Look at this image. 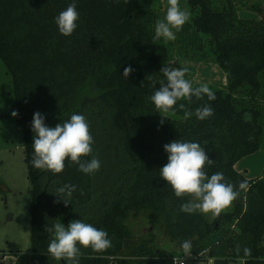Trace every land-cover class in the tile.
Returning a JSON list of instances; mask_svg holds the SVG:
<instances>
[{
	"label": "trees",
	"instance_id": "obj_1",
	"mask_svg": "<svg viewBox=\"0 0 264 264\" xmlns=\"http://www.w3.org/2000/svg\"><path fill=\"white\" fill-rule=\"evenodd\" d=\"M249 1L187 0L188 22L174 41H165L153 39L161 0H75L79 19L68 37L54 18L73 0H0V58L11 75L28 170L29 264H66L48 253L45 229L57 219L65 227L73 220L91 223L112 241L103 252L81 246L79 264H173V253L158 254L151 239L130 240L121 222L141 210L155 216L177 247L191 241V254L202 255L198 264H264V176L248 179L235 168L242 158L264 151V7ZM242 9L260 17L241 18ZM176 47L182 61L213 59L226 84H207L214 101L192 97L178 101L174 113L158 112L149 97L160 81L167 82L161 68L170 66ZM127 67L134 71L125 78ZM185 78L194 87L201 84ZM180 103L192 117L184 118ZM205 104L214 114L201 121L194 113ZM35 112L50 127L84 115L94 143L91 155L81 159L98 158L99 170L85 174L67 159L59 174L34 168ZM176 139L205 148L213 160L204 169L209 178L222 172L236 189L248 183L233 209L212 222L199 211L181 212L191 196L176 197L160 177L168 162L163 146ZM66 184L76 186L67 206L54 194Z\"/></svg>",
	"mask_w": 264,
	"mask_h": 264
},
{
	"label": "clouds",
	"instance_id": "obj_2",
	"mask_svg": "<svg viewBox=\"0 0 264 264\" xmlns=\"http://www.w3.org/2000/svg\"><path fill=\"white\" fill-rule=\"evenodd\" d=\"M190 18V13L182 10L179 0H168L165 17L155 24L154 40L163 38L165 41H174L176 32ZM79 12L76 9L75 0L55 18V24L61 35L71 36L77 29ZM134 69L127 67L123 76L127 78ZM188 68H174L165 66L161 73L166 77L159 82V89L149 97L158 112H175V106L180 100L191 101L192 97L203 99L206 95L209 101L216 99L215 93L207 84L201 83L194 87L192 82L186 79ZM150 77V76H149ZM179 109L183 111L184 118L192 117L193 112L186 109L185 104L180 103ZM195 116L199 120L210 118L214 110L210 104H205L195 109ZM16 117L18 113H11ZM250 114H245V120L250 121ZM164 123L163 120L160 122ZM34 133L32 148L34 157L31 164L34 168L42 171H50L53 174L62 173L65 161L70 160L78 165L79 170L85 174H92L99 170L100 161L93 157L82 160V157L90 156L93 149L94 139L89 130V123L82 114H73L70 119L50 127L45 124V117L40 112H35L31 123ZM164 151L168 154V162L160 170L162 177L171 186L178 198L188 195L192 199L180 205V211L193 214L197 211L203 214L212 213L219 216L220 213L231 206L232 202L240 195V190L247 191V181L239 182L238 189L232 183L225 181L222 172L207 175L205 166L212 165L205 148L197 142H185L173 140L165 144ZM76 186L66 184L56 189V194L67 206L71 203L72 194ZM45 231L49 234L48 253L56 261H65L66 264H79V257L83 248H91L94 252H103L112 247V241L108 238L105 230L94 227L91 223L83 220H73L65 227L59 219ZM183 254L190 255L192 250L191 241L185 240L181 244ZM239 251V249H238ZM244 255H251L249 248L243 249ZM176 264H178L176 259ZM180 264L183 261L180 259Z\"/></svg>",
	"mask_w": 264,
	"mask_h": 264
},
{
	"label": "rangeland",
	"instance_id": "obj_3",
	"mask_svg": "<svg viewBox=\"0 0 264 264\" xmlns=\"http://www.w3.org/2000/svg\"><path fill=\"white\" fill-rule=\"evenodd\" d=\"M253 2H258V0H250L249 4ZM179 3L181 9L187 11V0H179ZM260 3L264 7V1L261 0ZM161 4L160 13L164 5L162 0ZM165 7H168V3H165ZM246 10L252 18L258 19L260 17L256 11ZM180 55L183 56V53L178 52V47L171 50V62L169 64L171 67L179 65V68H188L189 72L186 75L188 78H192L194 83H202L206 80L203 69L206 68L205 64L212 63L213 59H207L205 60L207 62H204L192 61L182 57L184 59L182 61ZM212 67L213 69H219L217 66ZM220 71L225 74L222 70ZM213 83L218 85L219 80ZM218 86H221V84ZM13 111L14 95L11 75L0 58V255L17 252L20 256V264H24L28 259L30 247L29 180L25 162L23 134L16 123L15 117L11 115ZM243 165L247 169L244 173L247 178L264 176V151L259 150L253 156L246 158ZM232 209L233 202L231 206L222 212ZM204 215L208 222H212L216 217L212 213ZM121 223L125 226L132 242L151 239L158 254L170 252L175 257L186 259L188 264H192L190 262L191 255L183 254L182 248L177 247L169 236L164 233L156 222L155 216L149 211L141 210L137 215L134 211H131ZM206 264H213L212 260H209ZM229 264H243V260L231 261Z\"/></svg>",
	"mask_w": 264,
	"mask_h": 264
},
{
	"label": "crops",
	"instance_id": "obj_4",
	"mask_svg": "<svg viewBox=\"0 0 264 264\" xmlns=\"http://www.w3.org/2000/svg\"><path fill=\"white\" fill-rule=\"evenodd\" d=\"M162 1H163L164 5H163L162 12L160 13L159 20H162L165 17L166 10H167V7H165V3H168V0H162ZM258 2H261V0H258ZM238 14H239V16L241 18H249V17L252 18V16L250 15L249 12H247L246 9L240 10ZM204 62H207V61H204ZM205 65H206V68L203 69V70L205 71V74H206V76H205L206 80H204L202 83H204V84H206V83L214 84L213 82L219 80V84H221V85H225L226 84L225 74H223L220 71L221 69L215 64L214 61H212V63L208 62V64H205ZM178 66L179 65H176V66H174V68H177ZM212 66H217L219 69L218 70L217 69H213ZM253 155L254 154L246 156V157L242 158L241 160H239L235 164L236 170L239 171L240 173H242L245 177H246V175L244 173H245V171H247V169L244 168L243 162H244V160L246 158H249V157H251ZM248 179H250V178H248ZM29 262H30V252L28 253V259L26 260V262H24V264H29ZM0 264H20V256L18 254L17 255H11V254H7V253H3L2 255H0Z\"/></svg>",
	"mask_w": 264,
	"mask_h": 264
},
{
	"label": "built area",
	"instance_id": "obj_5",
	"mask_svg": "<svg viewBox=\"0 0 264 264\" xmlns=\"http://www.w3.org/2000/svg\"><path fill=\"white\" fill-rule=\"evenodd\" d=\"M191 255V261L192 264H198L199 263V260L201 259V254L200 255H193V254H190ZM176 259H177V262L178 264H180V259L181 258H178V257H175L173 258V264H176ZM183 261V264H188V261L186 262V259H181Z\"/></svg>",
	"mask_w": 264,
	"mask_h": 264
}]
</instances>
